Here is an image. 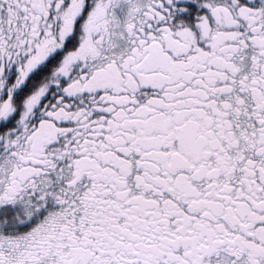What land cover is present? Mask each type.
<instances>
[{
    "label": "snow or ice",
    "instance_id": "obj_1",
    "mask_svg": "<svg viewBox=\"0 0 264 264\" xmlns=\"http://www.w3.org/2000/svg\"><path fill=\"white\" fill-rule=\"evenodd\" d=\"M0 264H264V0H0Z\"/></svg>",
    "mask_w": 264,
    "mask_h": 264
}]
</instances>
